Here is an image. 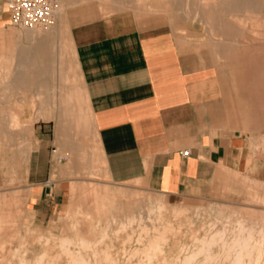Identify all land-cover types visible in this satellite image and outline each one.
Listing matches in <instances>:
<instances>
[{
    "label": "rangeland",
    "instance_id": "rangeland-1",
    "mask_svg": "<svg viewBox=\"0 0 264 264\" xmlns=\"http://www.w3.org/2000/svg\"><path fill=\"white\" fill-rule=\"evenodd\" d=\"M80 1L66 7L67 15L62 30L48 37L46 43L43 42L46 52L35 63L18 59L21 45L31 48L33 55L38 48L33 41L25 39L29 30L10 26L12 31L21 33L23 39L22 43L14 38L8 39L6 44L0 45V120L3 121L2 117L9 111L14 113L13 108L19 103L15 98L23 101L24 113L29 112L30 100H34L35 109L48 103L59 108L63 98L74 95L79 102L80 74L70 37L71 27L87 19L124 14L136 19L143 28L161 26L172 33L180 44L195 45L203 50L201 64L215 67V76L219 77L223 88L216 103L218 115L215 120L219 123L217 128L227 132L264 130V69L261 70L262 67H258L254 61L253 63L254 59L244 51L246 43L250 45L249 48L255 46L256 50H259L260 45L263 46L264 19H260V15L250 14L245 23V17L240 12L238 15L228 16L222 12L203 14L195 11L196 7L204 6L203 3L209 5L215 0H118L122 2V7H114L111 11L106 10L103 3H107L105 5L108 7L116 0ZM139 8L142 11L138 12ZM229 23L237 26L235 35L226 34L224 29ZM243 26L245 28L241 29ZM51 30L49 28L38 32L49 33ZM228 45L234 46L230 52ZM256 50L252 48L247 51L258 52ZM23 65L27 66L26 70ZM23 71L29 76L16 83V75ZM60 73H66V78L60 76ZM10 118L8 117L13 121L15 117L12 115ZM34 119H38L36 115L24 116L20 124L18 118L16 126L20 128L17 140L13 133L8 134L6 144L0 140V264H40L37 262L40 258H44L39 260L41 264H51L47 260L58 255L60 264H67L68 257L61 252L60 245L58 246V241L65 236L77 241V245L71 244L70 247L74 256L82 251L80 255L84 257L86 254L84 259L89 261L86 263L95 264L94 256H91L94 254L93 246L81 248L75 239L76 234L79 230L87 238L94 239L99 236L100 228L105 227L108 236L99 248L109 245L111 252L117 255L112 256L119 259H116L117 264H233L235 252L232 243L242 233L238 223L240 219L246 225L255 227L254 240H260L258 231L264 228V183L231 174L232 183L221 188L215 195L184 204L176 201L168 203L163 195L136 182L110 181L104 164L98 156L95 157L98 149L94 142L91 146L92 156L77 157V163L71 167L64 162L58 164L61 172H70L74 179L65 184L63 181L58 182L62 189L56 205H37L33 194L38 184L26 179L30 169L31 151L39 143ZM72 132L75 137L79 136L80 131L74 129ZM75 144L77 147L83 146L79 141H75ZM15 150L20 153L18 162H15L11 153ZM93 187L131 189L133 194L115 199L126 204L125 211L143 215L140 221L142 223L134 222L126 229H119L118 223L124 215L122 213L118 215V220H114V223L110 220V226H106V219L96 222V219L91 220L87 214L79 212L77 208H80V203L85 202V198H90L89 189ZM87 205L89 203H85L84 208L81 206V210L93 211ZM92 224H95L97 231ZM164 224L169 228L164 229ZM153 226L158 227L159 233L164 232L165 236L159 238V253L156 250L149 254L144 248L147 241L157 233ZM144 227L146 228L143 229ZM209 237L214 238L215 244L206 247L204 245L203 250L199 251L203 245L201 239ZM223 243L228 245L223 246ZM145 255H149V259ZM243 263L264 264V254H244Z\"/></svg>",
    "mask_w": 264,
    "mask_h": 264
},
{
    "label": "crops",
    "instance_id": "crops-1",
    "mask_svg": "<svg viewBox=\"0 0 264 264\" xmlns=\"http://www.w3.org/2000/svg\"><path fill=\"white\" fill-rule=\"evenodd\" d=\"M11 25L0 0V45L22 41ZM70 37L80 74L79 102L74 95L62 108L48 103L35 109L30 100L24 113L23 101L15 98L14 113L0 120V140L6 144L8 134L17 140L18 118L20 124L24 116L38 118L39 143L30 149L26 177L38 184L37 205H56L58 182L74 179L58 164L71 167L77 157L92 156L93 142L110 181L136 182L168 203L215 195L232 183L231 174L264 183V130L217 128L223 88L215 67L201 64L198 46L182 45L161 26L143 28L124 14L83 20L71 27ZM11 153L18 162L20 153Z\"/></svg>",
    "mask_w": 264,
    "mask_h": 264
},
{
    "label": "bare ground",
    "instance_id": "bare-ground-1",
    "mask_svg": "<svg viewBox=\"0 0 264 264\" xmlns=\"http://www.w3.org/2000/svg\"><path fill=\"white\" fill-rule=\"evenodd\" d=\"M79 2H81V1L80 0H59V3H61V6H60L59 13L57 15V18H56V22H55L56 25L54 24V26L51 27L52 30L49 33H42V34H40L39 33L40 31L39 32L38 31H33V30L27 31L28 33L26 34V36H25L26 38L25 39L27 41H33L36 44V46H38V48L36 50L35 55H33L31 48L25 47V46L21 45V49L19 51L20 53H19V58L18 59L20 61L27 60L29 62L33 61V63H35L37 61V59H39V57H42V53L46 52L45 51L46 48L44 47L45 46L44 43H46L49 40L48 37H50L53 34H56V33L60 32L62 30V25L65 22L66 15H67L66 14V11H65V9H67L66 7L67 6L69 7V6L75 5L76 3H79ZM112 3L110 4V6L108 5V7L105 5L107 3H103V6H105V9L106 10H109V11H111L112 8L117 7V6L118 7L119 6L122 7V4H121L122 2H120L118 0H116L115 2L113 1ZM257 3H258V5H257ZM203 5L204 6H202V7L201 6L200 7H196L195 8V11L203 12V14L204 13H207V12H222L224 14H227L228 16L238 15L239 14L238 12H240L245 17V23L248 21L246 18L249 19L250 16L253 15V14H258V15H260V19H262V20L264 19V10H263V8H264V0H215V1L211 2L209 5H206V3H203ZM139 11H142V10H140V8H139L138 9V12ZM236 27L237 26L234 23H229V24L226 25V27H225L224 30H226V34L227 35H235ZM243 28H245V27L243 26L241 29H243ZM254 41H255V39H254ZM262 41H264V40L262 39ZM262 45L264 46V43ZM263 46L260 45L258 47L259 50H256L255 49L256 48L255 46L254 47L251 46L254 50H256L258 52H255V51H250L249 52L247 50L252 49V48H249L250 45L248 43H246L244 45V51L248 52L249 53L248 56L251 57L252 59H254V60L251 59L252 62L254 61L255 63H257V66L258 67L259 66L262 67L261 70L264 69L263 68L264 67V53H263L264 51H263ZM228 47H229L228 48L229 49L228 50L229 52L234 49V46L233 45H228ZM252 65H254V64H251V66ZM249 66H250V64H249ZM23 67L26 70V67L27 66L26 65H23ZM62 73H60L59 75L62 76L63 78H66V73L63 74V75H61ZM30 75L32 76L33 74L30 73ZM28 76L29 75L23 71L21 73H18L16 75V78L18 80L22 81L24 78H26ZM40 88L42 90V87H40ZM65 104H67V100L65 98H63L62 99V102H60V105L62 107H64ZM62 107H60V108H62ZM130 190L129 189H125V188H115V189L113 188V189H109V188H105V187H102V188L101 187H93V188L89 189L90 194H91V196L89 195L90 198H88V195H87L86 197L88 199L85 198V200H84L85 202L80 203V208H77V209H79L78 210L79 212L85 213V214L88 215V217H91V220L96 219L97 220L96 222L101 221L102 219H106L107 220L106 226H110V223H109L110 220H112L111 222H113L117 218L119 219L118 215H120V213H122L124 215H123V218L120 219V222L118 223L119 224V229H126L128 226H131L134 222L142 223L140 221L143 219V215H141L140 213H134L132 211L131 212L125 211L124 209L126 207V204L121 203V202H118L115 199V198H117L119 196H122V195H130V194H133V191H130ZM88 194H89V192H88ZM85 203H89V205H87V206H91L92 209H93V211L88 210V209H87V211L81 210V206H83L82 208H84ZM78 205H79V203H78ZM157 207H158V205H157ZM161 209H162V207H161ZM181 209H180V211H181ZM128 210H130V209H128ZM92 212H94V213H92ZM176 212H178V211L176 210ZM72 215H73V213H71V217H72ZM76 222H78V221H76ZM238 223H239V226H240L239 229H241L240 231L242 233L239 232L240 233L239 237L236 240H234L233 243H232V248L234 249V252H235V253L233 252L234 253V255H233L234 257H233V262L232 263L233 264H244L243 263V255L244 254L245 255L246 254L248 255V254H250L252 252H256L258 255L264 254V228H260V230L258 231L259 236L261 237L260 240L258 241V240H254V236H255V230H254V228L255 227L253 225H246L245 223L242 222V219L238 220ZM95 224L97 226V223H95ZM95 224L94 225L92 224L93 227L95 226ZM96 226L94 228L93 227L92 228L95 230ZM145 228L146 227H144L143 229H145ZM153 228H155V227L153 226ZM163 228L164 229H167V228H169V226L167 224H164ZM172 229H173V227H172ZM155 230L157 231V233L154 234V236L151 237L147 241L148 242V243H146L147 246H146V248H144L146 250L145 252H148L149 254H150V252L153 254V252H155L159 248V244L161 243L160 240H159V238L165 236L164 232L163 233H159V228L158 227H156ZM78 231H77V234L75 233L77 235L75 239L78 240V243L81 245V248L84 247V249H85L86 247H89L90 248V246H93V248H94L93 253L94 254L91 255V256L92 257L94 256V259H93L94 261L93 260L92 261L95 262V264H103L104 262L107 263V264H117V260L116 259H118V258L115 259V257L112 256L113 253L111 252V249H110L111 247L109 245H105L104 247L99 248V245H102V243H104V239L107 238V236H108V230H107L106 227L105 228H100V230H99V236L97 238H94V239H89V238H87V236H85V234H82L81 231H79V233H78ZM95 231H97V230H95ZM118 232H119V230H118ZM217 233H219V231ZM116 235H118V234H116ZM109 240H110V238H109ZM217 240H218V238H217ZM221 240H222V237H221ZM224 241H225V239H224ZM58 242H59L58 246L60 245L59 249H61V252L62 253H65L66 256L68 257V260H67L68 263L67 264H78L79 262L80 263H83V264H87L86 262H89V261H86L84 259V257H87L86 254L84 255V257L82 255H80L82 251L79 254V250H77L78 251L77 253L79 255L75 254L76 256H74V254L72 253L71 248H70L71 247V244H76L77 241H75L73 239H70V238H68V237L65 236V238L60 239ZM214 242H215V240H214L213 237H211V238L209 237L208 239H206V238L201 239V243H203V245L201 244L202 245V248L199 251H202L203 250L204 245H205V247H206V245L207 246H210V244H212ZM199 243H200V241H199ZM123 245H124V243H123ZM227 245H228L227 243H223V246H227ZM208 248H210V247H208ZM230 248H231V246H230ZM144 249H142V250H144ZM227 250H228V248H227ZM157 251L159 253V250H157ZM206 251H207V248H206ZM229 251H230V249H229ZM90 253H91V251H90ZM135 253H136V251H135ZM114 256H117V255H114ZM148 256H146V257H148ZM42 257H44V256H42ZM58 257H59V255L58 256H53L52 258L48 259L47 261L49 263H51V264H60V262L58 260ZM40 259H42V258H40ZM148 259H149V257H148ZM39 260L37 262H39L41 264L42 262H40ZM186 260H187V258H186ZM205 261H206V258H205ZM22 263H24V262H22ZM46 264H48V263H46ZM126 264H128V263H126ZM147 264H149V263H147Z\"/></svg>",
    "mask_w": 264,
    "mask_h": 264
},
{
    "label": "built area",
    "instance_id": "built-area-1",
    "mask_svg": "<svg viewBox=\"0 0 264 264\" xmlns=\"http://www.w3.org/2000/svg\"><path fill=\"white\" fill-rule=\"evenodd\" d=\"M5 4L11 24L33 31L51 28L60 10L59 0H5Z\"/></svg>",
    "mask_w": 264,
    "mask_h": 264
}]
</instances>
